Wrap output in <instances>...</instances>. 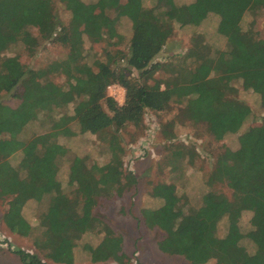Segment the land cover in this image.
Listing matches in <instances>:
<instances>
[{
	"label": "trees",
	"instance_id": "trees-1",
	"mask_svg": "<svg viewBox=\"0 0 264 264\" xmlns=\"http://www.w3.org/2000/svg\"><path fill=\"white\" fill-rule=\"evenodd\" d=\"M57 1L68 14L67 25L55 14L54 0H0V197L9 198L5 217L28 201L47 202L35 227L16 217L24 229L27 224L26 231L19 232L17 224L9 226L12 233L33 241L34 252L17 249L15 253L22 264H73L76 242L86 233L102 232L97 246H84L91 262L143 264L122 260V239L93 216L90 207L97 198L120 197L134 180L116 174L110 166L101 168L74 157L68 168L71 188L65 191L57 178V161L66 151L56 139L59 135H103L115 124L136 125L146 111L162 112L173 101L182 105L183 119L204 123L217 141L242 130L252 110L237 97V87L256 95L264 114V40L253 28L241 26L246 15L264 10V0H194L181 5L157 0L153 7L144 6L142 0ZM210 14L219 18L216 31L222 44L213 47L192 35L182 56L169 63L154 61L174 25L197 26ZM123 18L131 30L126 52L106 51L92 69L82 61L79 29L87 30L90 40L109 41L119 38L116 25ZM33 19L41 41L68 49L62 59L39 71L26 69L17 55L4 53L17 43L31 54L36 51L41 41L25 29ZM157 72L170 75L146 86ZM58 73L65 74L64 85L48 78ZM111 85L125 90L122 105L107 95ZM14 90L18 104H4L2 95ZM59 99L74 104L72 115L63 117L65 123L48 115L60 106ZM44 115L52 121L49 131L28 140L18 137L30 122ZM257 123L240 133L236 149H220L205 176V193L188 212L182 210L174 185L162 186L161 206L142 207L144 225L163 232L157 242L161 252L181 256L190 264L210 260L264 264V117ZM172 143L174 156L159 163L164 171L181 169L176 167L177 159L185 153ZM188 147L193 158L196 148ZM15 154L20 159L13 166L8 158ZM217 185L224 186L228 195L213 191ZM244 212L251 214L248 229L239 223ZM220 223H225L223 231Z\"/></svg>",
	"mask_w": 264,
	"mask_h": 264
},
{
	"label": "rangeland",
	"instance_id": "rangeland-1",
	"mask_svg": "<svg viewBox=\"0 0 264 264\" xmlns=\"http://www.w3.org/2000/svg\"><path fill=\"white\" fill-rule=\"evenodd\" d=\"M55 14L66 25L69 17L62 5L54 0ZM85 3H93L95 0H83ZM146 7L155 6L157 0H142ZM194 0H173L176 5L190 3ZM125 2V0H121ZM107 15V14H106ZM109 15L112 17L111 13ZM218 16L210 14L197 26L174 25L173 34L164 46L163 50L154 59V61L169 63L176 57L184 54L188 45L191 44L192 35L198 36V41L207 43L216 47L223 43V38L217 34ZM252 22L254 24H252ZM38 22L34 19L29 22L27 29L34 37L40 39L37 28L34 27ZM242 29L253 28L259 33V37L264 40V10L256 15H246L241 23ZM119 38L113 40H100L95 42L87 36L88 31L79 29L82 34L83 62L92 69H95V63L101 61L105 52L113 53L115 51L126 52L129 39L131 37L130 23L126 18L120 20L117 25ZM105 32V31H104ZM104 33V37H105ZM41 41V39H40ZM68 52V49L60 44H53L49 41H41L36 51L31 54L21 43L11 46L5 55H17L19 62L26 69L44 68L48 63L62 59ZM170 67L167 68V70ZM137 73L134 72L133 76ZM169 72H157L153 78L147 82L146 86H152L155 81H164L169 77ZM53 83L64 85L66 82L65 74H52L48 77ZM238 88L237 97L244 101L252 110V116L246 122L245 126L239 132L226 134L223 139L217 141L207 130L204 123H195L181 116L182 105L170 103L169 108L162 112L146 111L141 115L138 124H129L120 127L118 124L111 126L103 135H91L89 133L76 134L73 137H64L59 135L56 139L57 144L65 149L66 154L58 159L57 178L66 191L71 187L68 184V168L72 158H84L87 164L97 165L98 167L110 166L116 169V174L128 177L134 180L130 188L126 189L120 197H100L92 201L91 213L98 217L112 230L114 234L122 239V260L127 262H141L143 264H190L181 256L167 255L161 252L157 242L162 238L163 232L158 229H149L144 225L141 209L142 207L157 208L163 204L161 190L162 186L174 185L173 191L180 199V204L184 212L194 207L200 202V198L205 193V179L213 159L223 148L236 149L238 146V136L251 126H257L264 114L259 108L258 98L251 92L243 91ZM16 90L3 94L1 101L15 107L18 102L13 98ZM107 95L112 97L118 105H122L125 100V90L119 85H111L107 88ZM58 107L54 106L51 115L53 119H62L72 115L73 102L63 103L59 99ZM40 116L39 120L30 122L24 131L18 136L23 140L37 135H43L49 131L51 120ZM64 117V118H63ZM172 138H168L171 136ZM2 138V136H0ZM185 155L177 159L176 167L180 170L160 169V162L165 158L174 156L175 148ZM188 145L196 148L197 154L191 158L188 153L191 149ZM113 148L116 152L113 151ZM172 155V156H171ZM167 156V157H166ZM20 155L15 154L14 158H8L11 165L15 166L19 161ZM213 191L224 192L228 195L225 187L222 185L214 186ZM9 198L0 197V264H22L15 250L22 249L33 251V241L31 238L21 233H12L9 229L11 224H17L19 232H25L23 224L15 222L16 218L24 219L32 227L36 226L38 216L44 211L47 204L43 199L40 202L28 201L21 210H14L9 216L8 211ZM8 215V214H7ZM251 217L249 212H244L240 219V225L244 228H250L248 221ZM6 218V219H5ZM225 223H220V231H223ZM103 238V233H86L77 242L74 248L73 264H116L113 261L93 263L90 260V254L84 249L85 245L97 246ZM203 264H215L214 260Z\"/></svg>",
	"mask_w": 264,
	"mask_h": 264
}]
</instances>
